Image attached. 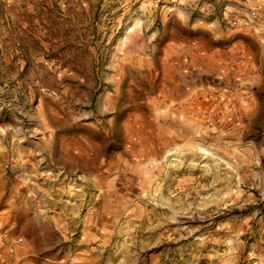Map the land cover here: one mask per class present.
Segmentation results:
<instances>
[{"label": "rangeland", "instance_id": "1", "mask_svg": "<svg viewBox=\"0 0 264 264\" xmlns=\"http://www.w3.org/2000/svg\"><path fill=\"white\" fill-rule=\"evenodd\" d=\"M0 264H264V0H0Z\"/></svg>", "mask_w": 264, "mask_h": 264}]
</instances>
